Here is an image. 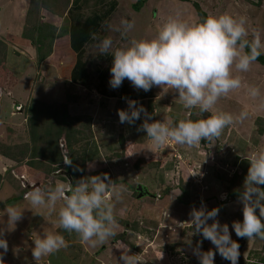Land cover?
<instances>
[{"label": "rangeland", "instance_id": "374dc122", "mask_svg": "<svg viewBox=\"0 0 264 264\" xmlns=\"http://www.w3.org/2000/svg\"><path fill=\"white\" fill-rule=\"evenodd\" d=\"M98 1L91 0L81 6L83 18L100 8ZM137 1L104 0L106 5L117 4L106 25L115 27L121 19H128L134 21L135 27L126 37H122L117 32L109 31L106 26L101 38L111 36L114 46L120 47L131 38L153 37L157 27L170 16L186 21L203 20L194 4L199 5L206 16L224 13L245 16L249 38L253 31L260 32L264 38V0L261 6L259 0H145L147 3L140 12L133 9ZM72 3L73 0H0V40L5 44L6 51L5 55L0 53L3 62L0 64V103H3L2 107L0 105V142L16 145L17 149L8 147L15 151L17 158L21 156V150L27 158L18 164L0 157V171L4 173L0 181V214L7 206H18L23 211V219L17 223L15 230L5 234L9 249L3 257L4 262L0 264H35L31 236L42 232L43 227L62 232L53 223L55 214L48 215L46 210L33 209L24 198L16 202L13 200L33 187L48 186L57 179L53 174H47L48 167L56 165L38 153V148H43L50 139V126L43 125L39 129L32 127L33 130H29L24 106L34 104L39 106V114L45 111L47 115H52L49 105L64 103L68 93L81 98L79 103L70 104L71 116L83 118L84 121L89 118L85 123L90 124L88 129L76 125L83 135L82 142L73 147V154L77 167L83 171H77V179L70 177L72 183L85 176L106 173L125 191L121 200H113L118 222L115 237L109 238L106 244L92 246L82 243L76 233L62 232L68 247L42 258L40 264H119L123 250L137 254L142 264H199L188 241L195 247L202 240L203 251L214 249V246L199 234H185L186 230L192 228L190 224H184L183 228L179 224L189 221L192 207L199 208L203 202L209 210L220 208L217 219L221 224L229 225L233 240L238 238L231 224L236 220L242 221V205L231 193L242 188L246 176L242 167L247 161L243 157L264 147V135L258 134L255 125L257 118H264V99L253 100L245 94L244 89L236 90L228 97L221 98L217 107L233 114L247 111L249 116L243 123L225 128L218 139L211 143L202 140L196 147L180 146L174 141L162 147L156 146L143 136L145 132L138 131L144 122L143 114L135 124L120 123L118 110L127 109L128 105L121 98L122 86L118 89L109 86L112 62H105L106 56H98L96 42L86 49L85 60L93 65V79L87 88L70 81L76 58L70 49L68 37L57 38L50 58L38 64L35 49L23 36L26 31H29L27 35L34 36L30 32L32 28L27 27L30 26L28 17L31 26L52 24L60 30L69 19V11H77ZM104 71L109 76L106 87L111 93L109 95H115L114 98L104 97L96 89L100 83L98 76ZM239 75L244 84L259 86L264 93L263 67L253 64L248 72ZM125 84L130 96L143 95L144 91L134 89L127 79ZM151 91L149 99L137 102L138 106L143 105L152 114L149 122L163 121L165 118L174 122L180 119L195 120L209 115L206 113L198 117V109H184L178 101L174 102L177 94L172 91L163 94L162 89L156 86ZM65 136L66 132L60 139L64 158V154L70 155ZM36 152L37 155H34ZM89 164L94 165L91 170ZM62 172L65 173V170ZM140 186H143V192L145 187L150 196L146 193L138 195L136 190ZM10 201L11 204L4 206ZM3 219V226L6 227L7 216ZM239 251L238 264H264V241L247 239ZM215 264L230 262L217 253Z\"/></svg>", "mask_w": 264, "mask_h": 264}, {"label": "clouds", "instance_id": "9594fccd", "mask_svg": "<svg viewBox=\"0 0 264 264\" xmlns=\"http://www.w3.org/2000/svg\"><path fill=\"white\" fill-rule=\"evenodd\" d=\"M247 24V17L228 13L209 14L197 21L170 16L157 27L153 37L131 38L120 47L114 46L111 36L101 38L93 34L98 56L112 57L109 80L112 89L121 87L126 79L134 89L144 92L156 86L162 89L163 94L169 91L176 93L174 102L178 101L184 109H198V117L209 114L207 118L195 120L174 122L165 118L149 122L152 114L143 105L138 106L137 101L127 100V109L118 110L120 123L135 124L143 114L144 122L138 131L145 132L153 144L161 147L169 141L187 147H196L202 140L211 143L221 137L225 128L243 123L249 116L247 111L233 114L220 110L217 104L221 98L240 89H244L250 99H264L259 86L244 84L239 75L248 72L264 55V38L258 31H253L249 38ZM134 27V21L128 19H121L115 27L107 25L109 31L122 37H126ZM243 158L250 164L242 188L236 190L243 219L233 221L231 229L238 238L249 241L264 239V147ZM64 161L72 164L68 156ZM93 167V164L88 165L89 170ZM124 191L123 186L117 185L105 173L85 176L75 183L56 179L48 186L33 187L25 193L24 199L33 209L46 210L48 215L55 214L53 223L62 232L76 233L82 243L96 246L106 244L109 238L116 236L118 222L113 200H121ZM219 212L220 208L209 210L202 202L199 208L192 207L189 221L179 224L180 228L190 224L195 234L214 246V249L203 251L202 240L195 247L188 241L199 264H215L217 253L230 264H238L240 244L232 239L229 225L221 224L217 219ZM5 215L6 227L3 226ZM22 219L23 211L18 206H7L0 214V262H4L3 257L9 249L6 232L15 230ZM62 232L43 227L42 232L31 236L35 264L68 247ZM129 252H121L119 264H142L137 254Z\"/></svg>", "mask_w": 264, "mask_h": 264}, {"label": "trees", "instance_id": "16d2710c", "mask_svg": "<svg viewBox=\"0 0 264 264\" xmlns=\"http://www.w3.org/2000/svg\"><path fill=\"white\" fill-rule=\"evenodd\" d=\"M90 1L91 0H73V3H72L73 8L77 10L76 12L78 13H76L74 10L71 9L68 14L69 19L67 20L66 23L64 22L62 24L60 30L59 29L57 30L56 26L52 24H46V25L35 24L34 26H31L30 24L31 19L30 17H28L30 26H27V25L26 26L32 28L30 32H33L34 36L27 35L26 33L29 31H26L23 34L24 38L27 41H29V43H31V46L35 49L36 55H37V62L39 65L43 64L45 61H47L50 58L53 52V46H54L55 40L57 38L60 39L63 37H68L70 49L74 53L73 55H75V58H76L75 64L71 70L70 81L74 85L85 87V88L90 86L92 79H93L92 62L85 60L86 49L88 46L96 42L92 39L93 34H96L98 37H101L104 34L106 30L105 27L107 26L106 25L107 21L117 7L116 2L106 5L104 0H99L98 5L100 6V8H98L91 16L87 18H83L82 13H80L82 9L81 6L83 4L87 5V3H89ZM259 2H260V6L263 5L262 0H259L258 3ZM146 3L147 1L145 0H138L137 3L133 5V9L137 12H140ZM106 6L108 9L106 8ZM193 6L196 8L197 12H199L203 16V19L207 17L200 10L201 8L199 7V5L194 4ZM1 52H3L4 55L6 54L5 44H3L0 40V53ZM106 57L107 58L105 62L107 61L112 62V57L110 56H106ZM0 64H3L1 59H0ZM254 64L264 68V55H261ZM108 77L109 76H108L107 71H104V73L100 72L98 76V80L100 83L98 86H96V89L99 91V94H101L102 96L114 98L115 95L114 94L109 95L111 93L108 91L106 87V83L109 79ZM127 88L128 87L126 86V84L124 85V82H123L122 88H121V98H123L124 101L135 100L137 102H140V101L149 99L150 92L152 93V91L150 90L148 92H144L143 95H140V96H136V95L130 96L129 94H127V91H128ZM80 100L81 98L76 96L75 94L68 93L66 96V101L64 103H57V105H55V102H54L49 105L51 106L49 111H53L51 112L52 115H47L45 111H42L44 113L39 114L37 112L39 110V106L37 107L34 104L30 106L28 105L24 106V112L26 113L28 117L27 125H28L29 130L32 129V127L35 129L36 128L39 129L43 125L50 126V130H49L51 132L49 134L50 139H48V141L45 140L47 142L46 144H44V146H42L43 148H38V153L41 154L42 156H45L52 165H56L53 167H48L47 174L49 175L53 174L52 176H54L57 179L63 180L65 182L70 181L68 178L69 176L70 177L72 176L73 179L74 178L77 179L78 167L76 165V157L73 154V152L75 151L73 150V147L77 146L79 143L82 142V135H83L81 132V129H78V128L82 125L83 128L88 129L87 126H90L89 123L88 124L85 123L87 122L89 118H87L84 121L83 118H80V117L73 118L70 114V110H69L70 104H77L80 102ZM37 103L40 104V102H36V104ZM0 105L2 107L3 103L1 102ZM54 105L56 106V108H54ZM50 117L52 119H50ZM1 118L2 117H0V119ZM12 121H15V120H12ZM76 125L78 128L76 127ZM255 125L257 127L258 134L264 135V118L263 117L257 118ZM65 132L67 133V136H65L66 145L69 149L70 159L72 160L71 165H67V164L64 165L65 158L63 157L61 150H60V139L63 138V136L65 135ZM143 136L146 137V135H143ZM8 146L12 148L15 147L17 149L16 145H13V144L5 145V144H1L0 142V157L1 158L6 159L10 163L11 161L12 162L14 161L18 164L26 161L27 158L26 156H24L26 154L25 153L23 154L22 150L20 152L21 156L17 158L15 151L13 152V149H11ZM6 150H8L10 154L8 153V151L6 152ZM34 155H37V152ZM249 166L250 164L248 161L244 162L242 168L244 169L246 174H247ZM62 170H65V173H63ZM59 171L60 173L56 174V172H59ZM3 174L0 171V181L2 178H4ZM144 190H145L144 192H147V189L145 187H144ZM136 193H138L139 195L141 192L139 190H136ZM24 194L14 199L13 201L16 202V201L23 200ZM231 196L233 198H237V192H232ZM11 202L12 201L7 202L6 204H4V206H7V204L9 203L11 204ZM186 233H192L193 235H195L193 228H189L188 230H186L185 234ZM66 234H69V233L66 232ZM256 239H259V238H256ZM235 240L240 244V247L242 248L244 245V242L246 241V238H237ZM259 240L264 241V239H259Z\"/></svg>", "mask_w": 264, "mask_h": 264}, {"label": "water", "instance_id": "95a60500", "mask_svg": "<svg viewBox=\"0 0 264 264\" xmlns=\"http://www.w3.org/2000/svg\"><path fill=\"white\" fill-rule=\"evenodd\" d=\"M1 94V93H0ZM65 156H68V154H64ZM69 157V156H68ZM68 165V164H67ZM69 180H70V182H72L71 181V178H70V176H69ZM139 191L141 192L140 194H142V195H140V196H143V188L142 187H139ZM147 194V193H146Z\"/></svg>", "mask_w": 264, "mask_h": 264}, {"label": "crops", "instance_id": "0c3cea01", "mask_svg": "<svg viewBox=\"0 0 264 264\" xmlns=\"http://www.w3.org/2000/svg\"><path fill=\"white\" fill-rule=\"evenodd\" d=\"M3 162V161H2ZM247 240V239H246ZM246 242V241H245Z\"/></svg>", "mask_w": 264, "mask_h": 264}]
</instances>
